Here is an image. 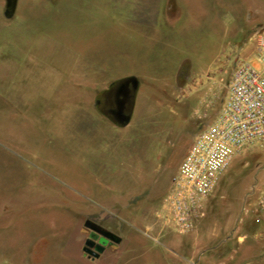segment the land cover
Instances as JSON below:
<instances>
[{
  "label": "rangeland",
  "instance_id": "rangeland-1",
  "mask_svg": "<svg viewBox=\"0 0 264 264\" xmlns=\"http://www.w3.org/2000/svg\"><path fill=\"white\" fill-rule=\"evenodd\" d=\"M262 29L264 0H0V264H188L200 232L208 264H264V142L193 230L166 201ZM132 76L124 125L106 96ZM87 219L122 240L91 257Z\"/></svg>",
  "mask_w": 264,
  "mask_h": 264
},
{
  "label": "built area",
  "instance_id": "built-area-1",
  "mask_svg": "<svg viewBox=\"0 0 264 264\" xmlns=\"http://www.w3.org/2000/svg\"><path fill=\"white\" fill-rule=\"evenodd\" d=\"M264 142V33L255 59L241 57L228 95L214 119L201 129L173 177L166 201L173 228L193 230L206 214L207 201L233 158ZM264 211V193L259 199Z\"/></svg>",
  "mask_w": 264,
  "mask_h": 264
},
{
  "label": "water",
  "instance_id": "water-1",
  "mask_svg": "<svg viewBox=\"0 0 264 264\" xmlns=\"http://www.w3.org/2000/svg\"><path fill=\"white\" fill-rule=\"evenodd\" d=\"M125 80H129L133 83L135 89L138 87V80L135 76L128 77ZM115 118L122 124L126 125L130 122L131 120V113L130 112H125L121 111L119 113H113ZM85 225L91 230L89 233L88 238L85 241V245L83 247V250L86 254L90 255L93 258H98L100 257L101 253L105 251L106 246L109 243H114L117 242L119 243L122 240V237L119 236L118 234L104 229V228H99L93 220L87 219L85 221ZM99 238V241L96 243V238ZM96 243V246L94 244Z\"/></svg>",
  "mask_w": 264,
  "mask_h": 264
},
{
  "label": "flooded vegetation",
  "instance_id": "flooded-vegetation-1",
  "mask_svg": "<svg viewBox=\"0 0 264 264\" xmlns=\"http://www.w3.org/2000/svg\"><path fill=\"white\" fill-rule=\"evenodd\" d=\"M134 90H135V87L131 81L124 79L123 81L118 82L117 85L115 86L113 92L109 93L106 96V104L108 105L109 110L112 113H114V112L119 113L121 111L127 112V109L129 108V105H130L131 100H132V94H133ZM96 225L99 228H102L100 225H98V224H96ZM99 238L100 237L96 238V243L99 241ZM96 243L94 244V246L92 248H94L96 246ZM109 244H111V243H109Z\"/></svg>",
  "mask_w": 264,
  "mask_h": 264
},
{
  "label": "crops",
  "instance_id": "crops-1",
  "mask_svg": "<svg viewBox=\"0 0 264 264\" xmlns=\"http://www.w3.org/2000/svg\"><path fill=\"white\" fill-rule=\"evenodd\" d=\"M260 33H264V30L262 29L261 32L259 30H256L254 32V34L251 36V38H250V40L251 39L254 40L255 46L257 44V37H258V35ZM255 53H256V51H255ZM252 59H255V57L252 58ZM207 242H208L207 238L205 237L204 234H202L201 232L197 233L193 237L192 249L189 250L188 255L187 256H184L182 254L181 255L183 256L184 259L186 258L188 264H208L210 259H208L205 256V251H206L207 248H209L208 247L209 244ZM172 249H173L174 252L180 253L178 245L175 246V247H172Z\"/></svg>",
  "mask_w": 264,
  "mask_h": 264
}]
</instances>
